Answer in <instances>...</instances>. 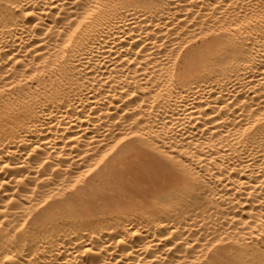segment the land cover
I'll list each match as a JSON object with an SVG mask.
<instances>
[{"label":"bare ground","instance_id":"obj_1","mask_svg":"<svg viewBox=\"0 0 264 264\" xmlns=\"http://www.w3.org/2000/svg\"><path fill=\"white\" fill-rule=\"evenodd\" d=\"M0 264H264V0H0Z\"/></svg>","mask_w":264,"mask_h":264},{"label":"rangeland","instance_id":"obj_2","mask_svg":"<svg viewBox=\"0 0 264 264\" xmlns=\"http://www.w3.org/2000/svg\"><path fill=\"white\" fill-rule=\"evenodd\" d=\"M135 183L137 184L138 190L137 189L131 190L126 185H124L123 186L124 190L122 191H125V193L129 195H135L139 191V189H143L146 186L145 182L140 181V180L136 181Z\"/></svg>","mask_w":264,"mask_h":264}]
</instances>
